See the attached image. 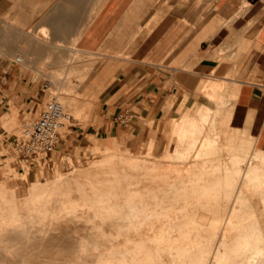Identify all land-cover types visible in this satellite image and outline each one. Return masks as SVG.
<instances>
[{
    "label": "bare ground",
    "instance_id": "1",
    "mask_svg": "<svg viewBox=\"0 0 264 264\" xmlns=\"http://www.w3.org/2000/svg\"><path fill=\"white\" fill-rule=\"evenodd\" d=\"M29 55L19 51L16 59L29 66ZM77 71L72 65L67 72ZM61 72L51 75L52 87L75 89L72 75L61 74L63 82ZM60 101L65 109L80 102L72 95ZM198 107L199 118L185 115L167 128L179 140L162 154L114 148L88 165L56 171L45 182L34 180L22 197L0 181V264H264L243 257L230 262L243 247L264 254V217L252 202V195L264 191V147H254L253 160L247 161L243 101L237 136L226 130L224 137L215 109ZM2 118L8 123L13 115L5 112ZM260 200L264 203V195ZM247 221L253 222L246 226ZM219 229L224 236L213 257L208 235ZM233 234L240 241L228 246Z\"/></svg>",
    "mask_w": 264,
    "mask_h": 264
},
{
    "label": "crops",
    "instance_id": "2",
    "mask_svg": "<svg viewBox=\"0 0 264 264\" xmlns=\"http://www.w3.org/2000/svg\"><path fill=\"white\" fill-rule=\"evenodd\" d=\"M0 17L20 33L19 45L0 48L31 62L36 49H57L56 71L78 66L88 128L106 143L158 127L174 96L200 97L205 80H224L264 144V0H0ZM2 74L0 109L41 98L30 73L10 63Z\"/></svg>",
    "mask_w": 264,
    "mask_h": 264
},
{
    "label": "rangeland",
    "instance_id": "3",
    "mask_svg": "<svg viewBox=\"0 0 264 264\" xmlns=\"http://www.w3.org/2000/svg\"><path fill=\"white\" fill-rule=\"evenodd\" d=\"M9 29V24H6L2 17H0V44H20V33L19 32H5L4 29ZM49 50H52V54L50 56H47V52ZM59 51L57 49H36V52L34 56L32 57L33 62L29 66H26L27 64H22L21 62L17 61L16 54L15 53H9L6 49L0 48V89H5V85L7 84V79L4 78V74H2V70L7 68L8 65L11 63V65L16 69H21L23 72H28L32 75V78L35 81H38L40 84L43 85V91H41L40 95L41 98H35L33 97V101L29 104H23L21 106H17L14 103H12L8 107H3L0 109V139L5 138V134L11 135V138L6 140L5 143H0V181L5 182L6 185L11 186L12 188H16V192L19 196H25L30 191V186L34 180H43L45 182L48 177L53 176L56 171H62L64 173L72 171L75 167L78 166H84L88 165L94 158H98L100 156H103L105 153L112 149H118L122 152H125L126 149H129V153L136 154V155H144L149 151H152V155H159L162 154L164 149L168 144H172L171 146H174L178 142V135H172L166 132L167 128L170 125H173V123L179 119L182 118V116H193L199 118L201 116V112L199 111L198 104H207L211 106L213 109H215L214 116L215 123L218 125V127L222 130L223 136L226 137L225 131L229 130V132L232 134H235L236 136L239 134L237 129V121L239 120V106H240V100H238V92L236 90H231L228 87L227 81H204V94L203 96H196V95H190V96H174L173 99H171V112L169 114L165 113L163 116L165 117V120L160 123V125L156 128L152 126H148V128H145L142 133L139 135H131L129 137H126L124 142H113V143H106L105 140H102L99 137V134L94 133L93 130L89 129L88 126L90 125V118H89V110L91 108L90 102L83 104L84 98L80 95V92H82L81 89V82L78 80H75L73 78H76V75H72V73L67 74L65 70L62 72V76L65 75L70 76L72 78V83L74 84L75 89L69 90L66 88H53L54 85L52 82L51 74L52 72H57L58 69V63L57 60L61 56L59 55ZM63 51V50H62ZM81 56H78L76 58H80ZM71 59V58H70ZM34 66H37L39 69ZM61 76V73L59 74ZM72 75V77H71ZM61 76V79H63ZM76 76V77H75ZM60 79V80H61ZM64 79H66L64 77ZM62 80L65 82V80ZM78 79V78H77ZM207 79H212L211 77ZM50 80V81H49ZM74 80V81H73ZM80 80V79H79ZM49 84V85H48ZM78 84V86H76ZM77 87V88H76ZM58 88V89H56ZM59 90V91H58ZM63 90V91H61ZM67 90V91H66ZM76 90V91H75ZM70 91L72 93H70ZM75 92V93H73ZM57 95V97H56ZM63 95V97L61 96ZM65 95V98L69 95H72L74 97H77L78 101L82 102L83 106L80 102H77L76 105L82 110L80 113L78 112H72L71 110L75 111L76 105H70L66 106V112H68L67 107L71 108L69 109V112L67 113L69 115V119L66 118L64 120H67L64 122V127L60 132L62 134V139L57 146V148L49 155L42 154L40 157L36 158L34 161L23 159L18 156L19 152V136L22 135L24 132V129L27 126H31L33 123L36 122V120L39 118L40 114L43 110L48 106V103L51 102L55 98H59V96L62 98L60 100H63ZM67 95V96H66ZM80 96V98H79ZM80 99V100H79ZM82 100V101H81ZM77 101V100H76ZM36 105V106H35ZM72 106L73 109H72ZM82 106V107H81ZM9 108L12 109L13 112H10V114L13 115V118H10L9 122L6 123L2 116L3 114L9 110ZM75 108V110H74ZM83 108V109H82ZM87 112V117L85 115V111ZM233 113V117L231 118V115ZM86 117V118H85ZM71 118V119H70ZM66 124V125H65ZM69 124V126H68ZM258 122H255L253 119H251L250 114H247L246 110L243 109V139L250 141L251 149L248 147V153L243 154L247 156V161H252V155H254L255 150L254 147H264V144L257 143L258 141V135L260 132V129L256 127ZM87 125V129H84V126ZM152 125V123L150 124ZM68 126V128H67ZM67 128L66 130L64 128ZM3 131H6L5 133H2ZM2 133V134H1ZM172 136V137H171ZM172 138V139H171ZM244 142V141H243ZM244 142V143H245ZM253 142V144H252ZM256 142V143H255ZM152 143V144H150ZM243 143V145H244ZM152 145V148L150 146ZM245 146V145H244ZM243 146V147H244ZM244 147V149H247ZM250 150L252 152H250ZM254 150V151H253ZM126 151V152H127ZM243 152V153H244ZM252 153V154H251ZM148 154V153H147ZM251 158V159H249ZM260 192V191H259ZM264 192V191H262ZM256 193L252 198L253 204L260 207V212H262L261 218L264 217V203L260 200L261 195H264V193ZM258 203H257V201ZM261 203H260V202ZM261 204V205H260ZM245 206V204H243ZM221 208H223V205H221ZM260 218V221H261ZM216 218L211 220L209 227L214 226L216 223ZM224 220V219H223ZM245 219H243L244 221ZM264 220V218H263ZM262 220V221H263ZM261 221V222H262ZM253 221L245 222L244 224L246 226L251 225ZM220 226H224L225 222L221 221ZM226 225V224H225ZM261 226L264 227V221L261 223ZM224 230V228H222ZM219 229L218 233L209 234L208 236L211 238V241L214 245L213 250V257H215V254L217 252V245L219 244L220 237L223 238V230ZM239 235L233 234L232 236H229L228 240V246H234L235 243H238L240 241ZM255 240V238H252ZM253 242V241H252ZM261 245L264 246V241L261 243ZM224 250V249H223ZM233 252V250H230ZM264 252V251H263ZM256 253H254L252 247H243V253L238 254L231 260L230 262L233 263L234 261H238L243 257V260L247 261L249 260H255L256 262H260L264 259L263 255L255 256ZM247 257V258H246ZM252 261V262H253ZM36 263L39 262L38 260L35 261ZM11 264V263H10ZM33 264H35L33 262ZM39 264H42L39 262Z\"/></svg>",
    "mask_w": 264,
    "mask_h": 264
},
{
    "label": "built area",
    "instance_id": "4",
    "mask_svg": "<svg viewBox=\"0 0 264 264\" xmlns=\"http://www.w3.org/2000/svg\"><path fill=\"white\" fill-rule=\"evenodd\" d=\"M68 117L65 106L59 99L55 98L49 102L36 122L27 126L19 136L18 156L34 161L42 154H51L62 139L60 129L64 125V119ZM116 118L123 123L129 120L123 114H118Z\"/></svg>",
    "mask_w": 264,
    "mask_h": 264
}]
</instances>
